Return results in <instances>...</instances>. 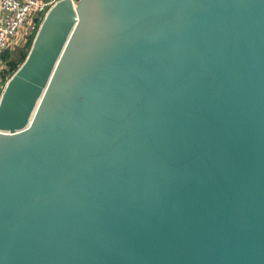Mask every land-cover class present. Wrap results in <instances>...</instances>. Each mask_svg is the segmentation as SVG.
I'll list each match as a JSON object with an SVG mask.
<instances>
[{
    "label": "water",
    "instance_id": "1",
    "mask_svg": "<svg viewBox=\"0 0 264 264\" xmlns=\"http://www.w3.org/2000/svg\"><path fill=\"white\" fill-rule=\"evenodd\" d=\"M0 264H264V0L57 1L0 99Z\"/></svg>",
    "mask_w": 264,
    "mask_h": 264
},
{
    "label": "built area",
    "instance_id": "2",
    "mask_svg": "<svg viewBox=\"0 0 264 264\" xmlns=\"http://www.w3.org/2000/svg\"><path fill=\"white\" fill-rule=\"evenodd\" d=\"M59 0H0V96L11 75L2 55L33 39L50 8ZM33 41V40H32Z\"/></svg>",
    "mask_w": 264,
    "mask_h": 264
},
{
    "label": "rangeland",
    "instance_id": "3",
    "mask_svg": "<svg viewBox=\"0 0 264 264\" xmlns=\"http://www.w3.org/2000/svg\"><path fill=\"white\" fill-rule=\"evenodd\" d=\"M29 40H30V38L26 42H23V43L19 42V45L15 46L13 49L8 51L9 52V59L11 61L16 62L18 64V66H20V60H21L22 56L24 54L26 55L28 50H29V47L31 45V43L30 44L28 43ZM32 40H33V36H32L31 42H32ZM18 66H17V68H18ZM10 73L13 74L14 72H10V71L7 72L8 75H11Z\"/></svg>",
    "mask_w": 264,
    "mask_h": 264
},
{
    "label": "trees",
    "instance_id": "4",
    "mask_svg": "<svg viewBox=\"0 0 264 264\" xmlns=\"http://www.w3.org/2000/svg\"><path fill=\"white\" fill-rule=\"evenodd\" d=\"M28 43H29V44L31 43V39L29 40ZM25 56H26L25 54L22 56V58H21V60H20V64H21L22 61L24 60ZM2 57H3L4 60H6V62H7V68H9L8 71H10V72H14V71H16L18 64H17L16 62L11 61V60L9 59V52L6 51V52L2 55ZM10 74H11V73H10Z\"/></svg>",
    "mask_w": 264,
    "mask_h": 264
},
{
    "label": "bare ground",
    "instance_id": "5",
    "mask_svg": "<svg viewBox=\"0 0 264 264\" xmlns=\"http://www.w3.org/2000/svg\"><path fill=\"white\" fill-rule=\"evenodd\" d=\"M7 83H8V82H7ZM7 83H6V86H7ZM2 93H3V92H2ZM1 96H2V94H1ZM1 96H0V99H1ZM40 102H41V99H39V101H38V103H37V105H36V107H35V111H34V112L37 111Z\"/></svg>",
    "mask_w": 264,
    "mask_h": 264
}]
</instances>
